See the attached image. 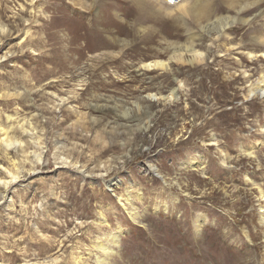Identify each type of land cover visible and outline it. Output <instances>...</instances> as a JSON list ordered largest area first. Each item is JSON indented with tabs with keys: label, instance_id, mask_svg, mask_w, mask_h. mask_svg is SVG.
I'll return each instance as SVG.
<instances>
[{
	"label": "rangeland",
	"instance_id": "374dc122",
	"mask_svg": "<svg viewBox=\"0 0 264 264\" xmlns=\"http://www.w3.org/2000/svg\"><path fill=\"white\" fill-rule=\"evenodd\" d=\"M197 1L0 0V264H264V0Z\"/></svg>",
	"mask_w": 264,
	"mask_h": 264
},
{
	"label": "bare ground",
	"instance_id": "6f19581e",
	"mask_svg": "<svg viewBox=\"0 0 264 264\" xmlns=\"http://www.w3.org/2000/svg\"><path fill=\"white\" fill-rule=\"evenodd\" d=\"M206 1V0H205ZM229 3L231 2V3H234V2H238V0H227ZM245 1V0H244ZM208 2V1H207ZM207 2H204V1H200V0H198L194 5H195V7L193 6V13L195 14V15H197V16H203V17H206V16H208V13H209V10L211 9V8H209V5H208V3ZM249 2V1H248ZM240 3V2H239ZM241 3H242V1H241ZM240 3V4H241ZM245 3H243V5H244ZM235 5V4H234ZM242 5V4H241ZM240 5V6H241ZM235 9V8H234ZM201 18V17H200ZM205 19V18H204ZM187 42V41H186ZM185 42V43H186ZM190 42V41H189ZM180 45V44H179ZM190 45V44H189ZM180 46H183V45H180ZM184 47V46H183ZM188 47V46H187ZM191 48H193V46H191ZM191 51V53L193 54V53H195L197 50H195L194 48L193 49H191L190 50ZM188 52V51H187ZM180 55V54H179ZM181 56H182V53H181ZM173 57V56H172ZM181 59V58H180ZM164 61H154V63H153V65H155V66H164ZM263 78L261 79V81H262V84H261V88H263V91H264V75L262 76ZM263 86V87H262ZM259 87H260V85H259ZM258 88V87H257ZM175 90V89H174ZM174 90H173V92H174ZM262 91V92H263ZM192 163V162H191ZM193 164V163H192ZM150 169V168H149ZM2 180V179H1ZM5 181V180H4ZM5 183V182H4ZM3 183V184H4ZM117 183V181H114V182H111V183H109L108 184V186H111V185H115ZM140 196V195H139ZM129 195H126V197L124 198L125 199V202H128L129 201ZM119 200V199H118ZM121 201V200H120ZM120 206L122 207V206H124L125 207V204L123 203V202H120ZM135 213L133 212V213H131V215H134ZM133 216H131V218H132ZM135 218V217H134ZM199 226V225H198ZM112 242L115 244V245H117L118 244V238H114L113 240H112ZM100 249H101V251L103 252L102 253V256H97L96 257V261H95V264H107V263H105L106 261H108V259L106 258L108 255H109V252H111V249L109 248V247H107L106 245L104 246V245H101L100 246Z\"/></svg>",
	"mask_w": 264,
	"mask_h": 264
}]
</instances>
